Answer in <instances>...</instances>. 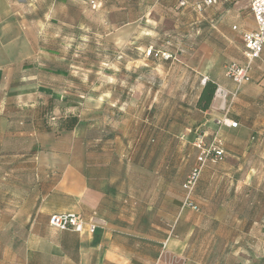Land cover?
Instances as JSON below:
<instances>
[{
    "label": "crops",
    "instance_id": "1",
    "mask_svg": "<svg viewBox=\"0 0 264 264\" xmlns=\"http://www.w3.org/2000/svg\"><path fill=\"white\" fill-rule=\"evenodd\" d=\"M203 1L190 8L197 13L195 34L206 25V40L182 51L178 73L232 94L221 65L233 48L238 60L230 62H245L238 40L255 29L249 2L215 0L196 10ZM222 1L227 12L218 17ZM91 3L96 11L106 6L105 0H0V264H243L258 220L239 208V189L249 186L254 167L249 158L241 164L229 158L264 149L233 148L232 128H222L223 159L201 172L191 197L198 210L183 208L182 186L198 155L192 144L211 140V122L226 116L223 101L214 95L208 110H197L200 84L189 94L188 86L172 98L162 93L159 102L144 95L136 110L129 106L136 97L125 110L116 99L117 122L101 135L104 100L88 96L82 78L72 75L82 76L85 65L73 64L72 50L63 47ZM150 17L143 11L125 21L145 25ZM149 62L144 56L142 66ZM236 93L241 111L231 121L245 134L257 126L254 117L264 116V47L251 81ZM65 212L95 222V232L51 228L48 217Z\"/></svg>",
    "mask_w": 264,
    "mask_h": 264
},
{
    "label": "rangeland",
    "instance_id": "2",
    "mask_svg": "<svg viewBox=\"0 0 264 264\" xmlns=\"http://www.w3.org/2000/svg\"><path fill=\"white\" fill-rule=\"evenodd\" d=\"M105 1L106 6L97 11L95 10L97 8L95 3L89 4L85 23L78 25V27L81 26L80 30L72 29L71 40L65 39V44H69V46L63 45L66 48L65 51L69 47L72 50L73 64H78L81 61L86 67L82 76L79 75V72L72 75H75L76 78H82L84 81L82 88L83 85L87 86L88 96H99L104 100L100 109L102 113L101 129L104 127L107 129L109 127L107 125H113L117 122V111L120 104L117 103L116 99L125 103V105H120L121 109L125 110L128 105L127 102H129L127 99L136 97L129 105L136 110L139 109L138 107H142L144 95L155 98L154 101L159 102V96L162 93L163 95L168 93V97L172 98L182 92L185 86H188L189 89L187 94L191 91L189 86H193V92H195L196 86L201 85V80L204 77L199 80V77H192L189 72L181 76L178 73L179 63L177 60H180L179 56L182 51L186 55L206 40L202 39V36L207 28L206 25H201L199 34H195L196 24L192 23L197 17V13L192 11L190 5L197 0ZM113 1L117 4L115 7L112 5ZM182 1H186L185 6H180ZM216 1L218 3V0ZM145 3L146 6L150 7H144ZM223 3L222 1L220 7L214 9L215 15L218 17L227 12ZM143 11L150 13L149 23L145 25L126 24L125 20L143 14ZM78 13L73 15L74 22L79 20ZM112 21L114 22L112 23ZM215 27L217 28V24ZM145 34L147 35L145 36ZM207 41L216 47L222 46L223 43L219 39ZM235 42L232 40L233 44ZM238 43H242L241 39L238 40ZM148 51H151L149 56L147 55ZM80 53L81 55H79ZM162 54L169 55L170 58L165 59ZM237 55L235 48H233L229 55L230 58L224 59L225 62L221 65L223 75L224 66L227 62L237 61ZM144 56L150 59L145 68L142 66ZM79 57L82 60H79ZM164 63H168L167 66L163 65ZM236 90L238 91L234 85V91ZM220 94L221 97H224L219 99L223 101L222 110L226 117L238 122L235 118L239 115L241 108L236 101L237 93L233 96L223 90ZM94 101L91 102L92 106L96 105ZM172 107L175 109V102L169 101L168 108ZM215 121L211 122L214 132L217 129ZM253 121L257 123V126L245 134H242L239 125L231 129L233 148L242 144L253 146L257 151L264 149V141L251 140L252 137L256 136V133L264 129V116L260 114L259 118L254 117ZM100 134L109 135L105 129H102ZM237 154L232 153L229 158L233 164H241L249 158V164L254 167L249 186L242 185L239 189L241 195L239 208L249 215L252 214V218L258 220V225L249 231L246 237L248 247L243 252L246 260L243 264H264V151L262 153H250L248 157L244 153L243 155L242 153ZM261 240L263 241L262 245L260 244Z\"/></svg>",
    "mask_w": 264,
    "mask_h": 264
},
{
    "label": "built area",
    "instance_id": "3",
    "mask_svg": "<svg viewBox=\"0 0 264 264\" xmlns=\"http://www.w3.org/2000/svg\"><path fill=\"white\" fill-rule=\"evenodd\" d=\"M249 10L255 23V29L253 31L241 32V40L244 47L243 64L236 62L227 63L224 66V75L231 80V82L237 87V89L246 83L251 81V71L253 69L254 62L260 58L264 47V0H248ZM215 3V0H205L202 4L195 5L196 10H201L202 7L209 6ZM183 5V3H181ZM151 51L147 52L149 56ZM165 59L170 58L169 55L162 54ZM156 56V54H155ZM206 78L201 80V85H204ZM223 90L218 88L215 92V96L222 98L221 94ZM237 90L232 94L235 96ZM224 98V97H223ZM222 98V99H223ZM217 129L214 132L213 137L209 142H205L202 138H198L193 142V147L198 151V155L195 160V164L189 171L186 179L183 183L184 199L182 202L183 208H189L197 211V206L192 202V193L199 180L201 172L207 163H217L223 159V141L220 137V130L222 128H236L237 123L232 122L225 115L215 121ZM264 141V129L256 133L255 137L251 140ZM48 224L51 228L58 231H72L75 233H88L93 234L97 228V225L93 221H85L83 217L76 212H65L60 214H52L48 217Z\"/></svg>",
    "mask_w": 264,
    "mask_h": 264
},
{
    "label": "trees",
    "instance_id": "4",
    "mask_svg": "<svg viewBox=\"0 0 264 264\" xmlns=\"http://www.w3.org/2000/svg\"><path fill=\"white\" fill-rule=\"evenodd\" d=\"M216 89L217 86L215 83L206 81L201 88L199 97L195 104V108L200 111L208 110L215 95Z\"/></svg>",
    "mask_w": 264,
    "mask_h": 264
}]
</instances>
